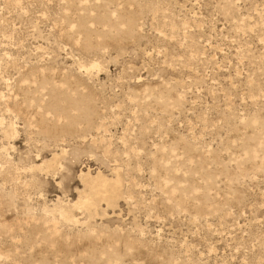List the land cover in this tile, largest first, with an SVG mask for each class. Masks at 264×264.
<instances>
[{
	"label": "rangeland",
	"instance_id": "1",
	"mask_svg": "<svg viewBox=\"0 0 264 264\" xmlns=\"http://www.w3.org/2000/svg\"><path fill=\"white\" fill-rule=\"evenodd\" d=\"M0 264H264V0H0Z\"/></svg>",
	"mask_w": 264,
	"mask_h": 264
}]
</instances>
